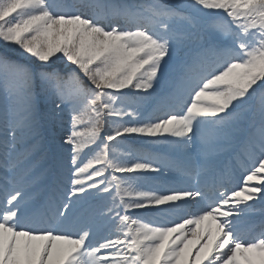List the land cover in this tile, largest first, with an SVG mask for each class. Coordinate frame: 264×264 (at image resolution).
Instances as JSON below:
<instances>
[{
    "label": "snow or ice",
    "instance_id": "snow-or-ice-1",
    "mask_svg": "<svg viewBox=\"0 0 264 264\" xmlns=\"http://www.w3.org/2000/svg\"><path fill=\"white\" fill-rule=\"evenodd\" d=\"M0 264H264V0H0Z\"/></svg>",
    "mask_w": 264,
    "mask_h": 264
},
{
    "label": "trees",
    "instance_id": "trees-1",
    "mask_svg": "<svg viewBox=\"0 0 264 264\" xmlns=\"http://www.w3.org/2000/svg\"><path fill=\"white\" fill-rule=\"evenodd\" d=\"M148 138H145L144 140H147ZM141 141L140 140H136V141H133V143H137L139 144Z\"/></svg>",
    "mask_w": 264,
    "mask_h": 264
},
{
    "label": "rangeland",
    "instance_id": "rangeland-1",
    "mask_svg": "<svg viewBox=\"0 0 264 264\" xmlns=\"http://www.w3.org/2000/svg\"><path fill=\"white\" fill-rule=\"evenodd\" d=\"M143 139H145V138H143Z\"/></svg>",
    "mask_w": 264,
    "mask_h": 264
}]
</instances>
